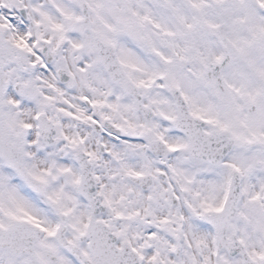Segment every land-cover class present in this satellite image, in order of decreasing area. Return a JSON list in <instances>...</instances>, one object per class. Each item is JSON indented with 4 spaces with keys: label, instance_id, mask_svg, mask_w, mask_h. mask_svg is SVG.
Returning <instances> with one entry per match:
<instances>
[{
    "label": "snow or ice",
    "instance_id": "6c2138e0",
    "mask_svg": "<svg viewBox=\"0 0 264 264\" xmlns=\"http://www.w3.org/2000/svg\"><path fill=\"white\" fill-rule=\"evenodd\" d=\"M0 264H264V0H0Z\"/></svg>",
    "mask_w": 264,
    "mask_h": 264
}]
</instances>
